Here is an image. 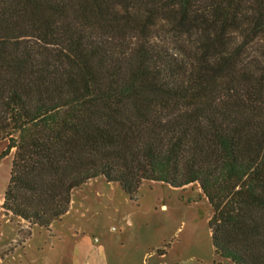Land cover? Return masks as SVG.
Masks as SVG:
<instances>
[{"label":"trees","instance_id":"16d2710c","mask_svg":"<svg viewBox=\"0 0 264 264\" xmlns=\"http://www.w3.org/2000/svg\"><path fill=\"white\" fill-rule=\"evenodd\" d=\"M2 140L16 217L198 184L215 255L264 264V0H0Z\"/></svg>","mask_w":264,"mask_h":264},{"label":"rangeland","instance_id":"374dc122","mask_svg":"<svg viewBox=\"0 0 264 264\" xmlns=\"http://www.w3.org/2000/svg\"><path fill=\"white\" fill-rule=\"evenodd\" d=\"M7 148L0 141V264H70L85 238L99 239L93 244H104L117 264H233L214 253L212 208L198 184L145 181L131 198L98 177L74 190L69 211L47 229L14 216L2 206L13 158ZM80 249L86 257L95 252L84 243Z\"/></svg>","mask_w":264,"mask_h":264},{"label":"crops","instance_id":"0c3cea01","mask_svg":"<svg viewBox=\"0 0 264 264\" xmlns=\"http://www.w3.org/2000/svg\"><path fill=\"white\" fill-rule=\"evenodd\" d=\"M93 242H95L96 244L97 242H99V239L95 238L92 241L87 238L78 240V242L76 243V250L74 252V255L71 257L70 264H117V262L112 260L107 254V249L104 244L94 245ZM83 243L90 248H93V250L95 251L93 256H82L80 246L83 245ZM161 255L164 259L165 254ZM163 264H165V262H163Z\"/></svg>","mask_w":264,"mask_h":264}]
</instances>
